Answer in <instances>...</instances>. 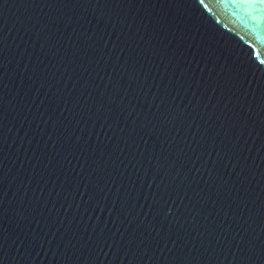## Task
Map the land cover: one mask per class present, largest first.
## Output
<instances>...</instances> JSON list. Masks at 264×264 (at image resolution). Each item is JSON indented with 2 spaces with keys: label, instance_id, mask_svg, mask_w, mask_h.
I'll return each instance as SVG.
<instances>
[{
  "label": "water",
  "instance_id": "water-1",
  "mask_svg": "<svg viewBox=\"0 0 264 264\" xmlns=\"http://www.w3.org/2000/svg\"><path fill=\"white\" fill-rule=\"evenodd\" d=\"M0 264H264V0H0Z\"/></svg>",
  "mask_w": 264,
  "mask_h": 264
}]
</instances>
